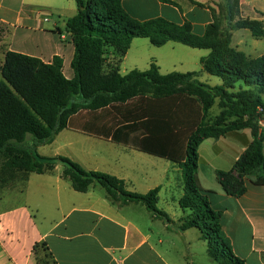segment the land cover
<instances>
[{
  "label": "trees",
  "instance_id": "16d2710c",
  "mask_svg": "<svg viewBox=\"0 0 264 264\" xmlns=\"http://www.w3.org/2000/svg\"><path fill=\"white\" fill-rule=\"evenodd\" d=\"M123 1L76 0L78 13L66 22L75 47L71 80L65 77L59 56L45 63L14 51L4 54L0 66L3 181L11 178L26 182L32 173H51L61 165L62 178L76 192L87 193L100 186L111 204L119 208L142 205L154 219L164 221L173 230L169 215L158 208L159 188L147 194L130 192L125 181L115 176L87 171L64 156L45 157L38 153V147L51 144L67 128L117 142L128 141L120 133H101L95 119L98 115L99 122H104L108 114L126 106L133 112L123 121H114L112 127L141 128L144 138L134 144L137 149L177 162L183 169L184 193L179 205L186 216L176 231L198 229L209 257L218 264H246L233 253L223 230L222 213L210 205L208 195L212 192L200 185L198 149L206 139L250 129L253 141L235 170L239 179L256 170L264 171V130L259 126L264 120V56L252 59L232 47L233 32L240 29L264 39V23L241 18L240 0H221L217 9H211L213 23L203 36H198L189 25L179 26L161 18L140 22L126 12ZM135 39H147L155 47L173 42L209 51L201 59V73L219 78L222 84L213 87L199 81L200 72L163 75L155 64L147 71L133 70L122 75L120 65ZM156 104L158 108L151 109ZM215 106L219 114L211 121L209 114ZM138 108L142 111H135ZM163 135L184 139L182 150H186L180 158L159 152L156 144ZM29 137L32 145H28ZM218 178L227 193L244 192L239 179L231 173H220ZM33 253L38 264H55L46 243L35 244Z\"/></svg>",
  "mask_w": 264,
  "mask_h": 264
},
{
  "label": "crops",
  "instance_id": "0c3cea01",
  "mask_svg": "<svg viewBox=\"0 0 264 264\" xmlns=\"http://www.w3.org/2000/svg\"><path fill=\"white\" fill-rule=\"evenodd\" d=\"M194 1L196 4L189 0H124L123 7L140 22L161 18L179 26L189 25L193 33L203 36L213 23L211 9H217L221 0ZM240 2L241 18L264 23V0ZM77 13L76 0H0V33L10 35L5 53L14 51L45 63H51L59 56L63 60L65 77L73 79L71 64L75 47L66 30V22ZM23 39L29 42L31 51L17 48ZM136 40L120 65L122 75L133 70L147 71L152 64L157 65L163 75L201 73V59L209 54L207 50L173 42L155 47L147 39L151 47L164 50L146 48L145 52L146 46L135 44ZM232 47L252 59L264 56V39L253 37L246 29L233 32ZM205 76L212 77L201 73L199 81L213 87L222 84L219 78L210 83ZM125 107L122 106L120 112L108 114L104 122H99L98 115L95 119L98 131L110 136L120 133L130 140L129 143L67 128L51 144L38 147V153L57 146L53 155L43 156H67L87 171H99L124 180L130 192L147 194L159 188L158 206L163 197L166 207L175 211L177 206L180 208L179 201L184 193L183 169L177 162L137 149L134 144L144 138L141 128L112 127L114 121H123L133 112ZM141 108L135 111L141 112ZM152 108H158L157 104L151 105ZM210 116L211 113L209 119ZM259 126L264 130V120ZM183 140L163 135L158 137L156 147L163 154L180 158L186 150H182ZM252 141L250 129L203 141L198 149V178L202 189L212 192L208 195L211 207L222 213L223 230L233 253L246 264H264V171L256 170L239 179L235 170L236 163ZM62 172L63 167L59 165L51 173L30 174L24 183L23 203L0 211V264H38L33 247L39 243H46L55 264H151V256L154 263L168 264L158 245L151 244L148 218L144 220L134 215L132 209L138 205L119 208L96 188L78 193L62 178ZM220 173H231L239 179L244 192L240 195L227 193L219 182ZM161 211L173 221L172 231L182 225L186 216L182 209L183 216L177 217L164 209ZM165 228L170 230L167 223ZM190 230L183 232V237L186 238ZM197 239L204 242L201 234ZM186 244L192 246L187 240Z\"/></svg>",
  "mask_w": 264,
  "mask_h": 264
},
{
  "label": "rangeland",
  "instance_id": "374dc122",
  "mask_svg": "<svg viewBox=\"0 0 264 264\" xmlns=\"http://www.w3.org/2000/svg\"><path fill=\"white\" fill-rule=\"evenodd\" d=\"M52 17L49 15V18ZM49 25H46L48 27ZM1 27V26H0ZM63 30L65 28L62 26ZM10 35H4L0 33V66L4 62V54L9 45ZM141 44L145 47V52L148 50L146 48H152V50H164L161 48L156 49L155 47H151L150 43L145 39H137L135 44ZM17 48L24 51H31L29 42L26 40H22L21 44ZM121 69V68H120ZM207 80H211L210 83L219 81L218 78H213L209 76H205ZM2 80V76L0 74V81ZM207 83L208 82H204ZM219 109L215 106L211 110L210 120H214L215 115H217ZM31 143V138L28 139V145ZM92 145V144H88ZM58 147L55 146L53 148L47 147L46 149L41 151L40 155H53ZM67 157V156H64ZM69 158V157H67ZM71 159V158H69ZM72 160V159H71ZM73 161V160H72ZM83 167V166H82ZM84 168V167H83ZM85 169V168H84ZM86 170V169H85ZM7 180V181H6ZM6 181V182H5ZM3 181V173L0 170V211L7 207H11L16 204L23 203V191H24V181L23 180H16L13 181L11 178L5 179ZM100 194L105 195V191L100 187H95ZM139 207H134L132 210L134 215L138 216L139 218H143L144 220L148 218L150 229H151V237L152 241L151 244L158 245L161 255L164 256L166 262L168 264H218L213 261L207 252V245L206 243L199 241L197 236L200 235V231L198 229H192L188 232L187 237H183L181 232L166 230L165 222L162 220L154 219L152 214L149 213L144 207L138 205ZM159 209H164L172 216H183V212L177 206L175 211L170 210L169 207H166L164 198L162 197L159 204ZM186 240L192 242V246L188 247L186 244ZM160 241V243H159ZM153 257L151 256V264H158L154 263Z\"/></svg>",
  "mask_w": 264,
  "mask_h": 264
}]
</instances>
